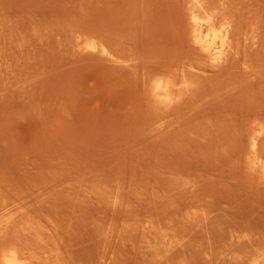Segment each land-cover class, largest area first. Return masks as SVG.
Listing matches in <instances>:
<instances>
[{
    "label": "rangeland",
    "instance_id": "374dc122",
    "mask_svg": "<svg viewBox=\"0 0 264 264\" xmlns=\"http://www.w3.org/2000/svg\"><path fill=\"white\" fill-rule=\"evenodd\" d=\"M189 1L0 0V193L12 213L46 200L27 203L70 264H91L89 247L94 264L264 263V134L250 147L264 128V0H200L216 27L230 21L220 70L188 40ZM158 78L170 102L153 97Z\"/></svg>",
    "mask_w": 264,
    "mask_h": 264
},
{
    "label": "bare ground",
    "instance_id": "6f19581e",
    "mask_svg": "<svg viewBox=\"0 0 264 264\" xmlns=\"http://www.w3.org/2000/svg\"><path fill=\"white\" fill-rule=\"evenodd\" d=\"M208 1V0H207ZM207 1H204V2H201L200 0H190L189 1V3H190V6H189V8H188V13H189V19H188V21H187V19H185L187 22H188V24L187 25H189V31H190V34H189V36H190V38L188 37V40L190 39V42L192 43V45L196 48V49H198L202 54H204L206 57H207V59L209 60V62L212 64V65H215V67L214 68H217L216 67V65L217 64H220L221 62H223V61H225L224 59H225V57H226V55H227V53H229V52H231L232 51V49H231V51H229L230 50V45H231V43L229 42V39L231 38H229V26H231L230 25V21H229V19L225 22V19H223L224 20V23H222V29H221V27H216L217 25H216V23H218V21H219V19L221 18L220 17V13H218V12H211L210 10H209V8H208V6L210 7L211 6V4H213L214 2H213V0H212V2H211V4L209 3V5L207 6V4L205 3V2H207ZM231 1V0H230ZM251 1V0H250ZM261 1V0H260ZM226 3H227V1H225ZM245 2V1H244ZM244 2H243V5H244ZM204 3L206 4V6L204 5ZM208 3V2H207ZM216 3V2H215ZM222 3V2H221ZM225 3V5H227V7L228 6H230V5H228L229 3H231V2H229L228 4H226ZM236 3V2H235ZM248 3V2H247ZM246 2H245V4H247ZM252 3V2H251ZM255 3V2H254ZM262 3H264V2H262ZM186 4V3H185ZM253 4V3H252ZM259 4V3H258ZM213 5H215V4H213ZM217 5H219V2H218V4ZM237 5H240V4H237ZM242 5V6H243ZM262 4H260V7H262L261 6ZM233 6V8H234V5H232ZM257 6V5H256ZM215 7H216V5H215ZM226 7V8H227ZM239 7H241V5L239 6ZM248 7V6H247ZM251 7V6H250ZM259 7V6H258ZM264 7V6H263ZM186 8V7H185ZM211 8V7H210ZM226 8L225 9H223L224 10V13H222V14H224V15H226V12H227V10H226ZM232 8V7H231ZM236 9V8H235ZM235 9H233V10H235ZM253 9V8H252ZM258 9V8H257ZM182 11H183V9H181ZM222 10V11H223ZM232 10V9H231ZM233 10H232V12L230 11H228V13H230V16H232L231 15V13H233ZM242 10V9H241ZM248 10V9H247ZM246 10V11H247ZM251 10V9H250ZM182 11H181V14H182ZM185 11V10H184ZM186 11H187V9H186ZM238 11H239V9H238ZM183 13H187V12H183ZM227 13V14H228ZM184 14V16H187V15H185ZM235 14H237V13H235ZM229 15V14H228ZM253 16V15H252ZM255 16V15H254ZM227 17V16H226ZM238 17V16H237ZM186 18V17H185ZM223 18V17H222ZM221 18V19H222ZM225 18V17H224ZM228 18H229V16H228ZM221 19H220V21H221ZM233 19V18H232ZM259 20V19H258ZM261 20H263V19H261ZM261 20H259V22L261 21ZM237 21V20H236ZM236 21H234V22H236ZM242 20H240V22H241ZM252 21H253V18H252ZM221 22H223V21H221ZM220 22V23H221ZM233 22V21H232ZM233 22V23H234ZM219 24V23H218ZM232 24V23H231ZM237 24V26H238V28L237 27H235V28H237L238 30H239V26L240 25H238L239 23L237 22L236 23ZM254 24V23H253ZM221 25V24H220ZM219 26V25H218ZM258 27V26H257ZM186 28V27H185ZM234 28V29H235ZM261 29V28H260ZM240 31V30H239ZM254 31V30H253ZM253 31H252V33H253ZM263 31V30H262ZM187 32H188V30H187ZM236 32V31H235ZM189 33V32H188ZM187 33V34H188ZM230 33H232V32H230ZM244 33V32H243ZM232 35V34H231ZM230 35V36H231ZM242 35V34H241ZM250 35H251V33H250ZM253 35V34H252ZM252 35L250 36V37H252ZM254 37V36H253ZM236 38V37H235ZM234 38V39H235ZM244 38V37H243ZM245 40V39H244ZM91 41V40H90ZM233 41V40H232ZM235 42L237 41V38H236V40H234ZM251 41V40H250ZM254 40H252V43H255V41L253 42ZM96 42V41H95ZM234 43V42H233ZM237 44H239V43H237ZM87 45V44H86ZM247 45L249 46V44H246V48H248L247 47ZM189 47H192V46H189ZM193 47V49L195 50V48ZM232 47H233V45H232ZM86 48H87V46H86ZM92 50H91V49ZM90 50L93 52L94 50H96V51H99L100 53H102V54H108L107 53V50L103 47V46H101V45H97L96 43H90ZM238 48V47H237ZM88 50V49H87ZM244 50H246V49H244ZM195 51H197V50H195ZM198 51V52H199ZM229 51V52H228ZM111 54V53H110ZM236 54V53H235ZM245 54H247V53H245ZM198 55V54H197ZM197 55H196V57H197ZM200 56V55H199ZM198 58V57H197ZM204 58V57H203ZM230 58L231 59H233V55L232 56H230ZM230 58L228 59V57H227V59L228 60H230ZM200 59H202V57L200 58ZM226 59V60H227ZM198 60V59H197ZM199 61V60H198ZM204 62V61H203ZM227 63H228V61H226ZM225 62V63H226ZM196 63H198V62H196ZM224 63V64H225ZM196 65V64H195ZM205 65V64H204ZM227 65V64H226ZM248 65V64H247ZM198 66V65H197ZM218 66V65H217ZM245 66V65H244ZM221 67V66H220ZM201 68V67H200ZM221 68H223V67H221ZM244 68V67H243ZM246 68H247V66H246ZM218 69V68H217ZM218 70H220V69H218ZM197 72H198V70H197ZM196 72V73H197ZM195 73V74H196ZM198 73H200V72H198ZM202 73V72H201ZM161 77V76H160ZM163 77V76H162ZM168 78V77H167ZM174 78V77H173ZM151 81V80H150ZM150 83V82H149ZM180 83V82H179ZM150 85V84H149ZM170 88H171V84L169 83V82H166V81H163V80H161L160 78H158V79H156L154 82H153V84H152V95H153V97L157 100V101H159V102H162V104H163V102H170L171 100H172V98H171V94H170ZM182 88V87H181ZM187 88V87H186ZM164 105H166V103L164 104ZM262 134H264V128H261V129H259L258 131H256L252 136H251V141H250V147H251V149L252 150H255L256 149V151L259 149V148H257L256 147V145H259V144H257V142H258V137H260ZM262 137V136H261ZM261 138H259V140H260ZM259 151V150H258ZM249 152H250V150H249ZM258 153V152H257ZM259 154H260V152H259ZM250 160H251V158H250ZM249 160V161H250ZM252 160H253V158H252ZM250 163V162H249ZM47 166V165H46ZM250 166V165H249ZM1 167V166H0ZM252 167V166H251ZM2 168V167H1ZM36 168V167H35ZM3 169V168H2ZM5 169V168H4ZM3 169V170H4ZM9 169H11V168H8V170ZM45 169H47L46 167H45ZM35 170H37L38 171V169H35ZM44 169H42V173L43 172H45V171H43ZM5 171H7V169H5ZM10 171V170H9ZM11 171H15V170H11ZM37 171H36V175L39 173V171H38V173H37ZM253 171V170H252ZM4 172V171H3ZM16 172V171H15ZM17 172H19V171H17ZM16 172V173H17ZM27 172V171H26ZM262 172H264V171H262ZM5 174H7V173H9V172H4ZM15 173V174H16ZM27 173H29V172H27ZM46 173L47 172H45V176H46ZM4 174V175H5ZM21 174H22V172H21ZM21 174H20V176H21ZM263 174V173H262ZM11 175H13V174H11ZM10 174H9V176H11ZM16 175H18V173L16 174ZM15 175V176H16ZM30 175V174H29ZM39 175H41L40 173H39ZM31 176V175H30ZM30 176H28V177H30ZM44 176V173H43V176H41V180H42V182H43V180H45V177ZM7 177V176H6ZM5 177V178H6ZM24 177V176H23ZM34 177V176H33ZM32 177V182H33V180H35V178H33ZM39 177V176H38ZM48 177V176H47ZM3 178V177H2ZM1 178V179H2ZM17 178V177H16ZM26 178V176L24 177V179ZM44 178V179H43ZM50 178V177H49ZM48 178V179H49ZM7 179V178H6ZM20 179V178H19ZM18 179V180H19ZM23 179V178H22ZM21 179V180H22ZM17 180V179H16ZM29 178H27V182H24L25 180H22V183L24 182V183H27V186H28V188L29 189H31V186L30 185H28L29 183ZM30 180H31V178H30ZM41 180L39 181H37V185H42V183H41ZM4 181H7V180H4ZM9 181V183L11 182L10 180H8ZM8 181H7V184H8ZM49 181V180H48ZM46 182V181H44V183H45V185H48V183L49 182ZM35 183H36V180L34 181ZM38 182H39V184H38ZM47 183V184H46ZM33 184V183H32ZM31 184V185H32ZM35 185V184H34ZM37 185H35V186H37ZM40 185V187H42V186H44V185H42L41 186ZM6 186V185H5ZM10 186V185H9ZM21 186V185H20ZM35 186H32V189H34L35 190ZM0 188H1V182H0ZM43 188V187H42ZM41 188V189H42ZM22 189L24 190V188L22 187ZM40 189V190H41ZM0 191H1V189H0ZM43 191H47V189L45 190H42V192ZM5 192V191H4ZM29 192V191H28ZM33 192V193H32ZM31 192V190H30V193H32V195H34V193L35 194H39L40 195V197H38V199L39 198H41L45 193H43V194H40V191L39 192H35V191H32ZM13 194H15V192H13ZM17 194V193H16ZM26 194V193H25ZM25 194H23V195H25ZM49 194V196L46 194V197H45V199L47 198V201L48 200H51V199H49V197H50V193H48ZM7 196L9 195V194H6ZM23 195H21V193L19 194V195H17V196H20L21 198H22V196ZM36 195V196H37ZM38 195V196H39ZM12 197V196H11ZM24 197V196H23ZM27 197V199H24V200H22L21 199V202L22 201H25V200H27V201H30L31 202V206H34V205H32L33 203V201L35 202V200L34 199H31V200H29L30 198L28 197V196H25V198ZM30 197H32V196H30ZM29 198V199H28ZM33 198V197H32ZM43 198V197H42ZM38 199H36V201H38ZM44 199V198H43ZM39 200H41V199H39ZM8 200H5V195H2L1 193H0V211L2 210V209H5V210H7L8 208H11L12 206H14V205H11L10 203H8L7 202ZM27 201H25L26 202V204H30V202L29 203H27ZM42 201H46V200H42ZM41 201V202H42ZM39 202V201H38ZM40 202V205H42L43 203H41ZM19 203V202H18ZM46 203V202H45ZM47 203H50L51 204V202H47ZM13 204V203H12ZM19 204H21V203H19ZM18 204V205H19ZM23 204V203H22ZM35 204H37V205H39L37 202H35ZM17 205V207L19 208V206ZM26 206L25 205V203H24V206L25 207H21L22 205H20V210L18 209V208H16V211H14L13 213H12V211H10L9 209V211L11 212V214H9L8 213V215H6V216H4L3 214H1L2 212H0V264H70L69 263V261H67L66 260V258H65V254H64V252H62L61 251V249H59V248H52V247H54V246H52L51 248H49L48 247V245L50 246V244H51V242L49 243V239H48V236L50 235H48L47 234V230L45 229V226H44V224H43V221H44V216L41 214V211L37 208V207H31L30 205V207L29 206ZM39 205V206H40ZM49 205V204H48ZM44 205H42V207H43ZM50 206V205H49ZM42 207H39L40 209L42 208ZM47 207V205H45V208ZM22 208V209H21ZM18 209V210H17ZM48 209V208H47ZM46 209V210H47ZM52 210V209H51ZM49 212V211H48ZM53 212V211H52ZM45 213V212H44ZM54 213H55V211H54ZM45 215V214H44ZM50 215V214H49ZM49 215H47L48 217H49ZM53 215V214H52ZM54 215H56V214H54ZM60 214L58 213V215L57 216H59ZM78 215V214H77ZM77 215H75V216H77ZM74 216V217H75ZM78 216H80V215H78ZM77 216V217H78ZM84 217H85V215H83ZM95 216H97L96 214H95ZM61 217V216H60ZM81 217V216H80ZM80 217H78L79 219H80ZM54 218V217H53ZM58 217H55V219L54 220H57V222H59V223H62L63 221L61 220V222L60 221H58V219L60 220V218H58ZM73 218V217H72ZM86 218V217H85ZM84 218V219H85ZM89 218V217H88ZM91 218H92V216L90 217V220H91ZM94 218V219H93ZM92 218V222L91 221H89L90 223L89 224H91V225H93L94 224V226H91L90 225V228L92 227V229H94L96 226V228L94 229V230H98L100 227H99V224H101V223H94L95 221L94 220H96L97 222L98 221H100L99 219L100 218H98V216H97V218L96 217H93ZM81 219H83V217L81 218ZM249 219V218H248ZM48 220V219H47ZM66 220V219H65ZM70 220V219H69ZM75 220V219H74ZM86 220H87V222H88V220L89 219H87L86 218ZM253 220V219H252ZM68 221V220H67ZM66 221V222H67ZM73 220L71 219V223H73L72 222ZM77 221H79L80 222V225H81V223H82V221L81 220H77ZM76 221V222H77ZM129 221H130V219H129ZM251 221V220H250ZM48 222V221H47ZM55 222V225L57 224V222L56 221H54ZM65 222V221H64ZM79 222H78V224H79ZM86 221H83V223H85ZM87 222L85 223V227H86V225H87ZM100 222H103V221H100ZM124 222V221H123ZM127 222H128V220H127ZM247 222V221H246ZM253 222V221H252ZM252 222H251V224H252ZM261 222H263V221H261ZM50 223V222H49ZM68 223H69V221H68ZM125 223V222H124ZM255 223V222H254ZM64 223H62V225H63ZM89 224L87 225V229H88V226H89ZM113 224V223H112ZM249 224V223H248ZM57 225H59V224H57ZM57 225H56V227H57ZM109 225V224H108ZM128 225V224H127ZM19 228H18V227ZM54 226V225H53ZM64 226H65V224H64ZM66 226H67V224H66ZM84 226V225H83ZM111 226H113L114 227V225H111ZM110 226V227H111ZM123 226V225H122ZM129 226V225H128ZM127 226V227H128ZM241 227H242V225H240ZM253 226V225H252ZM20 227H21V229H22V232H23V230L25 231V232H27L26 233V237H25V239H21L20 238V236L21 235H16V232L18 233V231H20V230H18L17 231V229H20ZM52 227V226H51ZM59 227H61L62 228V226H61V224H60V226H58V228ZM74 227V226H73ZM94 227V228H93ZM99 227V228H98ZM109 227V228H110ZM124 227H126V226H124ZM15 228H17L16 229V231H15ZM53 228V227H52ZM52 228H50V229H52ZM55 228V227H54ZM53 228V229H54ZM57 228V229H58ZM63 228H64V230H63ZM62 228V231H66L65 230V227H63ZM70 230L72 229L71 228V226H69L68 227ZM75 228H76V226H75ZM78 228L79 229H81L79 226H78ZM88 229L89 231L90 230H92V229ZM129 228V227H128ZM128 228H126V230L127 231H125L126 233H124V235H125V237L128 239V232L129 231H131L132 229H134V228H132L131 230H128ZM143 229H144V227H142ZM151 228H152V226H151ZM245 228V227H244ZM253 228V227H252ZM48 229V228H47ZM56 229V228H55ZM67 229V228H66ZM84 229V228H83ZM82 229V230H83ZM100 229H104V228H100ZM99 229V230H100ZM106 229V232H107V230H108V227L107 228H105ZM130 229V228H129ZM220 229V228H219ZM250 229V228H249ZM45 230H46V233H45ZM82 230H80L79 232H81ZM86 230V229H85ZM97 230H96V234L94 233H91V234H93V236L95 235H97V236H100L98 233L100 232V234H101V232H102V230H100L99 232H97ZM115 230V229H114ZM121 230H123V229H121ZM125 230V229H124ZM235 230V229H234ZM244 230V229H243ZM254 230H255V227H254ZM264 230V229H263ZM54 231V230H53ZM57 231V230H56ZM61 231V230H60ZM110 231H112V229L110 228V230H108V232L107 233H109ZM116 231V230H115ZM115 231H112V233L114 232L115 233ZM118 231V230H117ZM145 231V230H144ZM21 232V231H20ZM22 232H21V234H22ZM50 231H48V233H49ZM68 233H69V230L67 231ZM66 232V238L69 236V238H70V234L68 235V233ZM73 232H75V231H73ZM72 232V233H73ZM85 233H87L86 231H84ZM132 232L134 233H129V236H130V234L131 235H135L136 233L134 232V230H132ZM142 232H143V230H142ZM217 232H218V230H217ZM219 232H221V231H219ZM248 232V231H247ZM56 233V232H55ZM54 233V234H55ZM71 233V234H72ZM76 233V232H75ZM82 233H83V231H82ZM85 233L83 234V235H81L82 237L83 236H86L85 235ZM111 233V232H110ZM109 233V234H110ZM222 233V232H221ZM224 233V232H223ZM46 234H47V240H46V238L44 237V236H46ZM104 234V233H103ZM127 234V235H126ZM139 234H140V232H139ZM216 234H218V233H216ZM220 234V233H219ZM51 235H53V234H51ZM57 235V234H56ZM55 235V236H56ZM60 235V234H59ZM59 235H57L56 237H60V239H63L62 238V235L61 236H59ZM64 235H65V233H64ZM79 235H80V233H79ZM88 236H89V234H87ZM144 235V234H143ZM54 236V237H55ZM81 236L78 238V239H76V243L77 242H80L81 241ZM94 236V238H97V239H100V238H98V237H95ZM106 236H107V234H106ZM110 236H112V234H110ZM140 236H142V234H140ZM223 236H224V234H223ZM55 237V238H56ZM76 237V236H75ZM101 237V236H100ZM104 237H105V235H104ZM104 237H101L102 239L104 238ZM118 237H119V235H118ZM77 238V237H76ZM81 238V239H80ZM112 237H109L108 239H111ZM119 238H121V237H119ZM145 238V237H144ZM147 238V237H146ZM247 238V237H246ZM51 239H52V237H51ZM54 239V238H53ZM59 238H57V240H58ZM84 240H85V242L87 243V242H89L90 243V239H89V237H88V239H89V241H87L88 239L85 237V238H83ZM83 239H82V241H83ZM101 239V240H102ZM104 239H107V237L106 238H104ZM102 240V241H105V240ZM122 239V238H121ZM254 239V238H253ZM75 240V239H74ZM74 240H72V241H74ZM112 240V239H111ZM257 240V239H256ZM54 241H56V239H54ZM54 241H52V242H54ZM59 241V240H58ZM61 241V240H60ZM59 241V242H60ZM62 241H64V240H62ZM68 242H69V240H67ZM72 241H71V243H72ZM82 241H81V243H82ZM92 241V240H91ZM98 241V240H97ZM102 241H100L101 243H103ZM108 241V240H107ZM120 241H123V240H119L118 241V243H120ZM254 241V240H253ZM59 242H57L56 243V245L58 246V243ZM75 242V241H74ZM84 242V241H83ZM99 242V244H101ZM229 242V241H228ZM249 242V241H248ZM255 242V241H254ZM258 242H259V239H258ZM71 243H69V245H70V247H72L73 245L71 244ZM105 243V242H104ZM124 243V242H123ZM243 243V242H242ZM55 244V242L53 243V245ZM78 244V243H77ZM77 244H75L76 246H77ZM82 244H84L85 246L86 245H89V244H85V243H82ZM81 244V245H82ZM109 244V243H108ZM60 245H61V243H60ZM62 245H64V243L62 244ZM61 245V246H62ZM80 245V244H79ZM106 245V244H105ZM103 246V248L105 249V247L106 246ZM241 245V244H240ZM248 245V244H247ZM67 249H68V247L66 246V245H64ZM93 246V245H92ZM244 245H242V247H243ZM249 246H251V245H249ZM259 246V245H258ZM59 247V246H58ZM74 247V246H73ZM82 247H83V245H82ZM81 247V248H82ZM241 247V248H242ZM65 248V249H66ZM75 248H77V247H75ZM81 248H79V250L78 251H80L81 250ZM84 248H86V247H84ZM83 248V249H84ZM94 248V250H95V247H93ZM93 248H86L85 250L86 251H88V250H90L88 253H89V255H90V257H91V261H89L90 260V257L89 256H87L88 257V261L89 262H91V264H94L96 261L97 262H99L98 261V259L96 260V258H94L95 256L97 257V255H95L94 254V256H91V252H97V251H94L93 250ZM99 248V247H98ZM244 248V247H243ZM246 248H247V246H246ZM64 249V250H65ZM69 249H71V248H69ZM69 249H68V251H69ZM83 249L81 250V255H80V258L82 259V257H84V256H86V255H84V256H82L83 254L82 253H84L85 252V250L83 251ZM245 249V248H244ZM250 249V248H249ZM72 251V254H73V252H75V255H76V253H78L77 251H75V249H71ZM74 250V251H73ZM232 251H233V249H231ZM235 250V249H234ZM241 250V249H240ZM83 251V252H82ZM104 251V250H103ZM65 252H67V251H65ZM247 252V251H246ZM69 253H70V251H69ZM85 253H87V252H85ZM87 253V254H88ZM103 253V252H102ZM104 253H106L105 251H104ZM240 253H241V251H240ZM243 253H245V252H242V255H243ZM255 253V252H254ZM259 253V252H258ZM68 253H66V255H67ZM93 254V253H92ZM98 254V253H97ZM103 255H105V254H102V256ZM71 257V255H68V257ZM74 256V255H73ZM77 256V255H76ZM233 256V255H232ZM244 256V255H243ZM93 257V258H92ZM242 257V256H241ZM77 258V257H76ZM76 258H75V260H76ZM79 258V257H78ZM79 258V259H80ZM244 258V257H243ZM70 259V258H69ZM73 259V258H72ZM78 259V260H79ZM80 259V260H81ZM95 261H93V260ZM108 259V258H107ZM230 259V258H229ZM232 259V258H231ZM234 259V258H233ZM77 260V261H78ZM85 260V259H84ZM111 260H113V259H110L109 258V262L111 261ZM227 260V259H226ZM245 260V259H244ZM83 261V260H82ZM81 261V262H82ZM86 261V260H85ZM102 261V260H101ZM232 261V260H231ZM230 261V262H231ZM72 263H75L74 262V260H72L71 261ZM79 262V261H78ZM78 262H76L77 264H78ZM81 262L79 263V264H81ZM84 262V261H83ZM82 262V263H83ZM94 262V263H93ZM108 262V263H109ZM239 262V261H238ZM237 262V263H238ZM241 262V261H240ZM85 263V262H84ZM83 263V264H84ZM101 263V262H100ZM105 263H107L106 261H105ZM86 264V263H85ZM209 264V263H208ZM213 264H215V263H213ZM223 264H225V263H223ZM230 264V263H229ZM232 264H233V262H232ZM235 264H236V262H235ZM240 264V263H239ZM253 264H264V263H260V261H258V263H253Z\"/></svg>",
    "mask_w": 264,
    "mask_h": 264
}]
</instances>
